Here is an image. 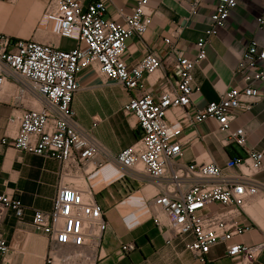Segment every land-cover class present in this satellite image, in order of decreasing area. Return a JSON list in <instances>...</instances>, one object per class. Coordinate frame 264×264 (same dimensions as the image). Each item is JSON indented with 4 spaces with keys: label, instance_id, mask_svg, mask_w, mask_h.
Wrapping results in <instances>:
<instances>
[{
    "label": "built area",
    "instance_id": "2783aa9c",
    "mask_svg": "<svg viewBox=\"0 0 264 264\" xmlns=\"http://www.w3.org/2000/svg\"><path fill=\"white\" fill-rule=\"evenodd\" d=\"M6 1L10 6L17 3ZM148 1L138 0L133 11L117 22L106 18L103 0H91L87 6L79 0H46L41 15L56 22L58 39L76 43L69 51L50 40L15 38L0 32V93L7 84L13 86V108L1 145L54 160L61 167L51 210L35 211L31 223L34 232L48 238L51 251L62 246L100 247L108 228L106 211L84 178L115 165L132 174L134 181L135 172L143 174L158 188L146 207L165 240L174 234L199 264H215L207 259L211 248L249 231L237 218L252 199L264 194V184L257 180L259 174L264 175V154L247 148L248 135L243 127L231 128L238 115L250 112L264 94V47L251 41L235 70L240 85L226 91L217 102L192 110V96L200 90L194 84L193 71L206 60L209 39L225 27L239 0H195L190 5L193 17L198 5L213 3L209 24L192 56L176 54L172 39L181 33L177 30L163 40L167 46L163 57L148 53L128 66L124 60L126 42L142 37L152 22ZM256 22L262 29L264 11ZM87 70L133 92L122 111L136 120L140 136L116 156L81 128L72 109L80 90L78 76ZM161 71L165 72L163 78L146 83ZM172 110L182 111L191 126L214 121L217 129L212 134H222L223 145L244 151L243 157L225 165L226 170L236 169L237 174H227L213 162L180 163L188 141L182 137L180 121L167 122V113ZM8 211L22 220L25 206L18 198L0 194V219ZM261 249V245L234 243L226 256L246 264L256 259ZM8 250L6 242L0 240V256ZM120 250L128 256L137 246L124 244Z\"/></svg>",
    "mask_w": 264,
    "mask_h": 264
},
{
    "label": "crops",
    "instance_id": "0c3cea01",
    "mask_svg": "<svg viewBox=\"0 0 264 264\" xmlns=\"http://www.w3.org/2000/svg\"><path fill=\"white\" fill-rule=\"evenodd\" d=\"M87 6L91 0H79ZM106 18L122 22L129 15L138 0H103ZM195 0H149L148 9L152 12V22L142 37H132L126 42L124 60L128 66L137 64L148 53L164 56L167 46L163 40L170 38L175 31L181 33L172 42L177 55L192 56L195 44L204 35L213 9L211 1L198 5L197 14L190 15V5ZM37 2V1H36ZM31 0L20 22L14 28L27 29L35 24L37 3ZM17 5V3H16ZM6 0L0 1V19L5 20L10 7ZM264 11V0H239L224 28L209 39L207 58L193 71L194 84L199 87L191 99V109L200 110L209 103L217 102L229 89L240 85L235 75L238 61L251 41L264 47V25L257 26V18ZM50 40L61 50H72L76 43L72 40ZM44 41V39L42 40ZM165 72L149 78L152 84ZM169 77L172 75L168 74ZM80 90L76 94L72 109L78 124L98 140L112 155L133 145L140 136L137 122L123 114L133 92L103 80L91 70L78 76ZM155 91L158 87L154 88ZM13 86L7 84L0 93V194L18 198L25 206L24 217L18 220L13 212H6L0 219V240L8 246V252L0 256V264H163L162 258L173 257L180 264H187L188 254L180 240L165 238L154 226L146 202L158 192L155 184L143 174L125 173L115 165H108L98 172L85 177V184L94 195L97 203L106 211L108 223L99 248H72L62 246L49 249L48 238L34 232L31 223L35 211L48 212L56 196L60 176V165L50 159L16 151L1 145L8 118L13 108ZM264 92V89H263ZM136 94V92H135ZM169 124L180 121L183 125V139L188 141L183 148L180 163L213 162L227 174H237L236 169L226 170V163L243 157L244 151L221 143L222 134L216 132L214 121L191 126L182 111H169L166 116ZM93 124L96 126L93 127ZM243 127L247 132V148L264 154V94L258 98L250 112H243L231 124L232 129ZM264 165V160H263ZM257 180L264 184V175ZM135 182V191L130 183ZM99 197L101 199H99ZM238 222L250 229L241 237L219 243L211 248L207 259L215 264H245L240 259L226 256L231 244L240 243L248 247L261 245L259 256L246 264H264V194L252 199ZM161 241L168 246L160 247ZM135 243L137 250L124 256L120 250L124 244ZM174 246V247H172ZM193 257V256H192ZM192 264H199L193 257ZM173 261V258H172Z\"/></svg>",
    "mask_w": 264,
    "mask_h": 264
},
{
    "label": "rangeland",
    "instance_id": "374dc122",
    "mask_svg": "<svg viewBox=\"0 0 264 264\" xmlns=\"http://www.w3.org/2000/svg\"><path fill=\"white\" fill-rule=\"evenodd\" d=\"M34 1V0H33ZM37 1V2H36ZM31 0H17V5L14 10L12 9L13 7H10L8 10V14L5 16L6 21H2L0 19V32L7 34L11 37L15 38H23V39H34L36 41H42L43 39H53L55 38V33H56V22L55 21H50L44 18L41 15V10L46 2V0H35L37 3V12L35 15V24L31 28L27 29H22L20 30L19 28H14V23L15 22H20L21 18L24 15V12L27 10V6L30 4ZM131 189L135 191V182L130 183ZM99 199H101L99 197ZM172 240L174 241L175 239L180 240L178 237H176L174 234L171 235ZM169 240H166V242H169ZM181 241V240H180ZM165 241H161V246L160 247H167L168 244ZM174 247V246H172ZM173 258V261H172ZM163 264H180L178 260L174 259L173 257H168V258H162ZM194 261L193 257L191 254H188L187 258V264H192Z\"/></svg>",
    "mask_w": 264,
    "mask_h": 264
}]
</instances>
